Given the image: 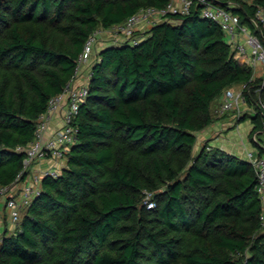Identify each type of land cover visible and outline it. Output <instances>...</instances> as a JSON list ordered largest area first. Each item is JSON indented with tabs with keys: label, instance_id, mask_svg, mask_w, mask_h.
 I'll return each instance as SVG.
<instances>
[{
	"label": "trees",
	"instance_id": "trees-1",
	"mask_svg": "<svg viewBox=\"0 0 264 264\" xmlns=\"http://www.w3.org/2000/svg\"><path fill=\"white\" fill-rule=\"evenodd\" d=\"M169 1L0 0V189L26 181L25 148L86 40ZM234 2L264 46V23L251 22L264 0ZM95 53L65 164L13 229L4 219L0 264H264L251 163L208 141L195 149L213 101L237 85L256 109L251 134L263 128L260 78L225 33L194 6Z\"/></svg>",
	"mask_w": 264,
	"mask_h": 264
},
{
	"label": "built area",
	"instance_id": "built-area-1",
	"mask_svg": "<svg viewBox=\"0 0 264 264\" xmlns=\"http://www.w3.org/2000/svg\"><path fill=\"white\" fill-rule=\"evenodd\" d=\"M194 6L199 8L201 17L207 18L219 26L225 33L229 44L235 49L237 56L243 57L249 55L253 60L261 64V78L257 88L259 95L255 106L262 116L263 128L252 132L251 139L253 145L257 147L247 151L246 159L251 163L258 179L257 188L262 199L260 220L264 223V152H261L262 149L264 150V97L261 95V91L264 89V46L261 43L260 34L254 32L247 24H242L239 15L234 13L232 9L235 6L234 0H170L164 8L147 7L140 9L130 16L124 24L116 25L112 28V31L118 34L115 41H119L118 39L120 38L133 36L135 31L143 25L149 28L165 20L168 13L186 15ZM256 16L258 19H251V22L255 28H259L257 21L264 23V12L259 11ZM97 37L98 33L94 32L86 40L82 52L77 58L70 81L65 85L62 93L49 100L45 112L39 116L35 138L25 148V169L45 159L54 161H64L66 159L69 147L75 141L76 128L74 126V119L78 115L81 105L85 103L89 93L88 84L85 81L77 84L76 80L82 74L84 66L92 62V55L96 54L95 45ZM132 41L136 43V37ZM244 88L245 85L243 84L241 89H225L216 112L221 115L232 110L239 112L242 106L247 105ZM58 111L62 112V124L48 134L50 121ZM58 173L59 171L54 167L44 168L33 176V182H22L23 186L19 187L18 191H16L18 183L12 187L0 189V201L3 198L4 209L7 213L4 219L9 222V225L12 224L14 226L18 222L20 218V206H27L33 197L39 193L41 178L48 175L55 177ZM146 202L147 208L154 206L152 201L147 200Z\"/></svg>",
	"mask_w": 264,
	"mask_h": 264
},
{
	"label": "crops",
	"instance_id": "crops-1",
	"mask_svg": "<svg viewBox=\"0 0 264 264\" xmlns=\"http://www.w3.org/2000/svg\"><path fill=\"white\" fill-rule=\"evenodd\" d=\"M104 44H109V42H106ZM103 44V45H104ZM102 45V46H103ZM96 47V45H95ZM239 63L246 65L248 67H250L252 69L253 72V77H257V78H261V64L255 60H253V58L251 56H236L235 57ZM86 67L83 68L82 74L80 77V79L78 80L80 81H84L83 77L86 76ZM81 83V82H80ZM78 84V83H77ZM235 87V86H234ZM241 87V85H240ZM237 90L238 88H232ZM247 108H253L252 110V114H250L249 116L246 117L245 120H223L221 122V125H225L227 124L229 127L231 126H235L236 124V128H241V127H245L246 129H242V133H237L238 135L236 136V134L232 131H228L226 134L225 132H220V133H215L214 135H212V131H209L205 134H202V141L201 139H197L196 145H195V149H198L200 144L203 143L204 141H208L209 146H215L218 147L219 149L223 150L226 153L232 154L234 156H238V157H242L244 159H246L243 154L245 153V151L249 150L248 147H253L252 144V139H251V131L252 129L255 127L254 122L252 120V116H254L256 114V109L253 106H249L247 105ZM244 114V113H243ZM61 114L59 113V115L56 113L55 115H53L50 124H49V131L48 134H50V132L53 129L58 128L59 126H61L62 124V120H61ZM247 123V125L242 126L241 124ZM233 135V136H232ZM239 136V139H237V137ZM235 140V141H234ZM245 141L247 142V145H245ZM201 142V143H200ZM209 142H211L212 144H210ZM249 142L251 143V145L249 144ZM60 161H54L51 159H45V160H41L39 162L34 163V165H32L31 170L34 172L33 176H35V174H38L42 169L44 168H50V167H57V165H59ZM62 167V166H61ZM28 181V180H27Z\"/></svg>",
	"mask_w": 264,
	"mask_h": 264
},
{
	"label": "rangeland",
	"instance_id": "rangeland-1",
	"mask_svg": "<svg viewBox=\"0 0 264 264\" xmlns=\"http://www.w3.org/2000/svg\"><path fill=\"white\" fill-rule=\"evenodd\" d=\"M23 28H25V27H23ZM22 28V29H23ZM113 29L111 28V29H107V30H105V31H103V33L100 35V36H98L97 37V40H96V47H95V52H97L98 50H99V48L104 44V43H106V42H111V43H116L117 42V40L115 41V38L118 36V34H116L114 31H112ZM145 30H147V28L143 25V26H141V27H139L138 28V30H136V32L137 33H143ZM118 40H121V38L120 39H118ZM105 45V44H104ZM237 55L235 54V57H236ZM95 59V54L94 55H92V57H91V60L93 61ZM91 63L92 62H90V63H88L87 65H85L84 67H86V76H84L83 77V79H84V81H85V83H87L88 84V82H89V79H90V65H91ZM82 71H83V69H82ZM82 73V72H81ZM80 76H81V74H80ZM79 79H80V77H78ZM255 78H257V77H255ZM78 79V80H79ZM78 80H76V83H78V84H81V83H83L82 81H78ZM232 88H238V89H241L242 88V86L240 87V85H237V86H235V87H232ZM235 90V89H234ZM221 100H222V94L218 97V98H216L214 101H213V104H212V119H213V121L209 124V125H207L205 128H203L201 131H199L198 132V134H197V137H198V139L200 138H202V134H205L206 133V131L207 132H209V131H211V130H213L212 131V135H214L215 133H220V132H225V134L228 132V131H232L233 130V132L236 134V136L238 135L237 133H242V129H246L245 127H241V128H236V124H235V126H231V127H229L227 124H225V125H221V122L223 121V120H238L239 119V116L241 115V114H248V116L250 115V114H252L251 112H252V110H253V108H252V110H251V108H247L248 106L247 105H244V106H242L241 107V109H240V111L238 112V111H236V110H232V111H228V112H225L224 114H218L217 112H216V110H217V106H218V104L221 102ZM251 107V106H250ZM59 113L62 115V112L61 111H58L57 112V114L59 115ZM60 115V116H61ZM242 126H245V125H247V123H244V124H241ZM247 130V129H246ZM240 133V134H241ZM228 134V133H227ZM233 136V135H232ZM237 139H239V136L237 137ZM201 141H202V139H201ZM235 141V140H234ZM201 143V142H200ZM210 144H212L211 142H209ZM245 145H247V142L245 141ZM252 143V142H251ZM251 143L249 142V144L251 145ZM252 146L253 147H248L249 148V150H253L255 147H257V146H255V145H253L252 144ZM247 150L245 151V153L243 154V156L245 157V158H247ZM65 164V161H60V163H59V165H57V167H55L58 171H60V168H61V166H63ZM32 165H34V164H32ZM32 165H30L28 168H27V170H29V173H28V176H27V179H26V182H28V183H31V182H33L34 180H33V171L31 170V167H32ZM28 180V181H27ZM21 186H23V183H18V185H17V187H16V191H18L19 190V187H21ZM3 198H1V201H0V235H1V233H2V231H3V227H4V218H5V214H7L6 213V211H5V209H4V204H3ZM25 208H26V206L25 205H22V206H20V214H22V210L24 211L25 210ZM7 223H9L8 221H7ZM6 226L9 228V229H13V225L11 224V225H8V224H6Z\"/></svg>",
	"mask_w": 264,
	"mask_h": 264
}]
</instances>
